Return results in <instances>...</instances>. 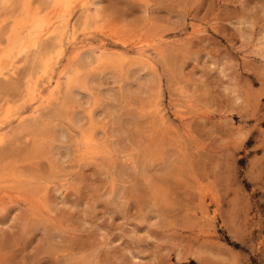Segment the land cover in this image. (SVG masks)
Instances as JSON below:
<instances>
[{
	"label": "rangeland",
	"instance_id": "374dc122",
	"mask_svg": "<svg viewBox=\"0 0 264 264\" xmlns=\"http://www.w3.org/2000/svg\"><path fill=\"white\" fill-rule=\"evenodd\" d=\"M0 264H264V0H0Z\"/></svg>",
	"mask_w": 264,
	"mask_h": 264
},
{
	"label": "bare ground",
	"instance_id": "6f19581e",
	"mask_svg": "<svg viewBox=\"0 0 264 264\" xmlns=\"http://www.w3.org/2000/svg\"><path fill=\"white\" fill-rule=\"evenodd\" d=\"M61 1V0H60ZM63 1V0H62ZM65 1V0H64ZM69 1V0H68ZM63 3V2H62ZM96 3V2H95ZM93 4V3H92ZM32 11V10H31ZM39 11V10H38ZM31 13V12H30ZM22 22H23V20H22ZM44 18H40L38 15H36V14H33L32 16L30 15V16H28L25 20H24V24L25 25H27L29 28H32V29H35V28H40V27H42V26H44ZM61 29V28H60ZM63 30V29H62ZM37 31H39L38 29H37ZM41 31V30H40ZM42 32V31H41ZM44 32V31H43ZM49 33V32H48ZM42 34V33H41ZM64 34V33H63ZM32 36V32L31 31H28V33L26 34V35H23V34H21L20 33V36H18V38H16L15 40H13L12 41V44L13 45H16L17 43H19V41L20 42H22V41H24L25 39H27V38H30ZM17 41V42H16ZM31 45V44H30ZM25 46V45H24ZM33 46V45H32ZM94 51V50H93ZM19 52H21V51H19ZM95 52V51H94ZM93 52V53H94ZM84 55V54H83ZM92 57V55L91 54H86V56H85V59H90ZM91 62V61H90ZM149 64V63H148ZM68 75V74H67ZM71 80H72V78H71ZM76 91H77V89H76ZM80 91H78V93H79ZM77 93V92H76ZM51 96V95H50ZM78 97V96H77ZM94 145V144H93Z\"/></svg>",
	"mask_w": 264,
	"mask_h": 264
}]
</instances>
